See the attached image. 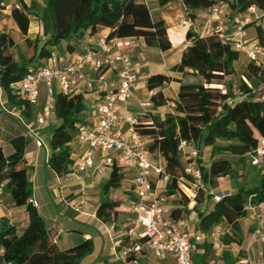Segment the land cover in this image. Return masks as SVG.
I'll list each match as a JSON object with an SVG mask.
<instances>
[{"label": "trees", "instance_id": "obj_1", "mask_svg": "<svg viewBox=\"0 0 264 264\" xmlns=\"http://www.w3.org/2000/svg\"><path fill=\"white\" fill-rule=\"evenodd\" d=\"M163 8L174 0H155ZM189 19L196 18L198 11H207L217 0H181ZM228 1V0H223ZM31 5L18 1V8L11 9V18L19 33L27 36L31 17L40 21L45 43L35 46L34 55L25 60L19 51L20 63L11 52L16 44L8 33H0V99L5 97L9 105L25 107V114L31 111V104L19 98L12 85L24 79L29 65H43L54 58L53 48L67 44V51L73 52L70 42L94 33L98 27L110 29L109 40L142 39L147 47L168 52L172 45L167 27L160 14L152 13L147 0H36ZM231 10L236 15L246 14L251 7L264 11V0H232ZM254 26L256 38L264 47V30L257 22ZM186 39L191 41L182 52L180 63L171 68L168 76L162 73L147 78L146 88L153 92L152 107L139 115L138 133L147 138L149 152L164 161L165 172L170 176L165 196L176 195L178 181L189 176L181 162L180 152L185 148L198 150L199 168L203 184L218 179L236 178L229 196L216 202L213 197L198 190L194 209L198 213L197 230L209 234L216 228L224 231L221 242L225 245H242L243 233L240 220L245 218L249 208L264 205V162L260 179L250 186L238 181L233 159L250 162L252 154L264 137V61H248L241 76L238 90L234 89L236 64L243 59V53L235 50L232 42L221 39L217 34L201 36L189 30ZM26 43L31 41L26 38ZM195 81L190 82L189 79ZM179 88L175 99L166 98L163 88L172 83ZM224 89V90H223ZM261 91V97L256 94ZM54 116L60 124L54 128L48 144L51 156L49 168L57 176L73 171L74 160L70 144L76 139L77 124L84 122L87 105L81 95L54 93ZM169 102L174 104L171 112L164 116L157 111ZM1 113V110H0ZM186 146L181 149L182 143ZM28 140L20 135L5 145L0 142V181L6 183V192L13 204L24 208L29 223L23 231L3 217L0 219V246L5 253L0 264H80L93 251L90 240L83 241L67 250H59L52 241L47 226L34 204L31 171L25 165ZM209 151L211 163L208 169L202 162L203 152ZM124 169L116 164L110 176L102 185L104 197L97 217L104 223L112 222L119 202L110 200V192L122 187ZM203 206L201 209L200 207ZM189 213L188 201L171 209V217L181 219ZM225 225V227H223ZM146 239H140L144 244ZM207 252L210 248H206ZM228 262H230L228 260ZM234 264L235 262H230Z\"/></svg>", "mask_w": 264, "mask_h": 264}, {"label": "crops", "instance_id": "obj_2", "mask_svg": "<svg viewBox=\"0 0 264 264\" xmlns=\"http://www.w3.org/2000/svg\"><path fill=\"white\" fill-rule=\"evenodd\" d=\"M19 1V0H17ZM25 1V0H24ZM26 2V1H25ZM27 3V2H26ZM150 6H156L157 14H160L164 19L167 27L168 37L172 48L168 52L158 53L156 61H145L134 59L136 68L140 71V83L135 87L131 100L128 103L131 111L137 115L144 113L146 110L141 108V104L150 99L153 92H149L146 88L147 78L152 74L162 73L168 76H176L171 73V68L180 63L183 50L191 44V41L186 39L187 32L191 29L198 34H202V30L206 27L208 21V10L198 11L196 18L188 21H181L180 14L175 9V4L182 6L181 0H174L167 6L158 7L155 0H147ZM28 4V3H27ZM9 15L11 18V9L0 8V15ZM155 14V13H154ZM242 15H236L230 20V17L218 16L213 19L215 27L222 28V34L225 37H233L236 22ZM250 17L251 20L257 22L264 30V11L256 9L254 13L247 12L244 14ZM12 20V18H11ZM13 21V20H12ZM181 22L183 24H181ZM31 25V24H30ZM2 28V27H0ZM2 31V30H0ZM4 33V31H2ZM247 32L251 41V46L258 45L259 40L256 38L255 27L247 28ZM110 29L98 27L94 33H88L82 39L72 40L70 44L74 45L73 52L67 51V44L53 48L54 58L57 61L59 68H64L69 65L77 56L86 52L97 50V39L101 35H109ZM125 43L121 48H113V53L127 54L131 50H156L152 47H147L142 39L131 38L123 40ZM176 41V42H175ZM178 51V55L177 52ZM173 54V56H172ZM172 57H169V56ZM174 55L176 58H173ZM247 56L244 54L243 59ZM264 61V56L260 57ZM121 63H117L114 67L105 68L100 75L92 72L89 66L82 68L86 75L87 82H79L72 87V95H81L87 105V110L84 113V123L92 124L95 119L93 112V104L102 96V84L99 78L102 77L110 86L117 87L119 83V72ZM145 70L152 73L145 75ZM144 75V76H143ZM91 85L88 86V83ZM179 84L172 82L163 88V93L170 100L175 99L178 92ZM171 89V91H169ZM47 100H44L41 105L39 101L36 105L31 106V111L28 115L25 114V107L16 108L9 105L7 99H0V142L5 145L7 141L16 137L24 136L28 140V146L25 154V165L31 171V181L33 195L31 202L36 206L38 212L42 216L52 241L59 250H67L79 245L83 241L90 240L93 245L91 254L84 257L80 264H124L123 251L130 244L140 241L141 234L144 228L137 225L135 216L131 212L130 201L133 197L132 176L133 171L129 168H124L125 179L120 189L110 192V200L119 202V207L116 208L117 216L112 222L104 223L97 217V212L102 206L103 195L102 185L107 182L108 178L103 180L99 177L97 169H88L84 172L72 171L65 176H57L48 166V160L51 156L48 144L52 138L53 130L60 124V121L54 116L48 123L40 128L35 135H28L29 129L37 127V119L46 105ZM171 102L160 108L157 112L162 116L164 113L171 112ZM40 142L41 145H38ZM148 142H150L148 140ZM73 154L74 163L83 158L88 150L86 145L79 143L75 139L70 144ZM206 151V150H205ZM155 158L161 159L159 156ZM96 165L99 163V157H96ZM110 176L111 169H106ZM130 181V187H127V182ZM129 185V184H128ZM158 192H161V186ZM233 190L231 187H224L223 190ZM120 198L117 197V192H120ZM124 197V198H123ZM121 201H125L122 203ZM127 206V207H126ZM18 213L13 214L19 221H15L14 217H6L11 224L16 226L18 231H23L28 223L29 218L24 208H21ZM128 211V213H127ZM253 211L264 214V205L248 209L247 216L240 220V225L243 233V243L225 245L220 242L221 237H208L204 242L195 244L192 251L193 264H231L237 262L246 255L252 256L256 264H264V244L253 243L252 232L255 223L252 219ZM24 212V215H23ZM0 214L2 211L0 210ZM18 215V216H17ZM130 216V218L128 217ZM3 216L0 217V219ZM131 219V222L127 220ZM19 222V223H17ZM197 230L195 226H192ZM206 248H210L207 252ZM150 254L144 250L141 261L151 260ZM228 260L230 262H228ZM173 258L167 257L165 263H172Z\"/></svg>", "mask_w": 264, "mask_h": 264}, {"label": "built area", "instance_id": "obj_3", "mask_svg": "<svg viewBox=\"0 0 264 264\" xmlns=\"http://www.w3.org/2000/svg\"><path fill=\"white\" fill-rule=\"evenodd\" d=\"M230 1L232 0H217L208 9L207 25L202 30L201 36L217 34L221 39L230 40L235 50L245 54L250 61L259 63L260 57L264 56V49L258 45L251 46L247 32V26L253 22L250 17H245L244 14L241 16L236 22L232 38L225 37L222 34V28L213 25L214 18L230 11ZM8 7L18 8V1L0 0V8ZM256 9L251 7L247 12L254 13ZM96 44L97 50L77 56L64 68L57 66L55 58L43 65H29L24 79L12 85L15 94L31 105H36L39 101L41 83L45 82L47 87V103L37 119V127L29 129L28 135H35L54 117L55 91L70 95L73 86L79 82H87L82 68L89 66L94 74L100 75L105 68L114 67L118 62L121 63L117 87H112L102 77L99 78L102 84V96L93 104L95 119L92 124L87 125L84 122L77 124L76 139L80 144L86 145L88 150L83 158L74 163L72 169L77 172L97 169L99 177L103 180L109 178L106 169L112 170L115 164L133 171V197L130 201V208L135 216L136 224L144 228L140 239H146V241L144 244H130L124 249L122 254L124 264H193L194 245L204 242L210 236L222 237L224 231L216 228L211 233L205 234L194 230L192 226L196 227L198 221V213L195 211L179 220L171 217V210L166 202L168 199L175 198L176 195L163 197L158 192L159 186L164 188L170 176L165 172L164 161L160 162V159H156L149 152L148 139L137 131L139 115L133 113L128 106L135 87L141 81L140 71L136 68L131 56L113 53L112 50L128 43H125L123 39L109 40L108 35H101ZM90 85L91 82L88 83V86ZM151 107L150 99L141 104L143 109ZM171 107L173 108L174 104ZM38 145H41L40 142ZM185 146L186 143L183 142L181 149ZM97 156L99 157L98 165L95 163ZM249 156L252 166H258L260 161L264 160V137L261 138L257 149ZM198 157V150H193L191 152L193 160L185 168V173L190 179L183 177L178 181L181 192L194 203L197 192L196 195L189 196L182 188L186 183L189 186L190 184L199 185V190H204ZM5 192L6 183L0 181V204ZM205 193L218 202L229 196L231 191L205 190ZM177 195L181 196L180 191ZM252 219L255 223L252 232L253 243H264V214L253 211ZM144 250L150 254L151 260L141 261ZM4 253L5 249L0 246V257ZM167 257L173 258V262L165 263ZM234 264H256V262L248 254Z\"/></svg>", "mask_w": 264, "mask_h": 264}, {"label": "rangeland", "instance_id": "obj_4", "mask_svg": "<svg viewBox=\"0 0 264 264\" xmlns=\"http://www.w3.org/2000/svg\"><path fill=\"white\" fill-rule=\"evenodd\" d=\"M25 1L29 5H31V3H32L31 2L32 0H25ZM36 1L41 3L40 0H36ZM16 2H17V0H16ZM174 6H175V9L180 14L181 21L182 22L188 21L189 20V14H188L187 10H185L182 6H179L178 4H175ZM150 9H151L152 13H156V11H153V10L157 9V7L156 6H150ZM221 16L222 17H230V20H231L234 18V16H236V14L230 8V11L228 13L221 15ZM182 22H181V24H183ZM0 27H2V28H0V30L4 31L5 33H8L13 38L16 46L11 48V52L15 56L18 63L21 62L20 58H19V51L22 52L24 59L27 61L34 55L35 46H37L38 48H41V46L45 43V40L47 39L43 35L42 25H41L40 21L35 19L34 15H32V17H31V25H30L29 33L27 36H23L21 33H19L18 29L16 28L14 22L11 20L9 15H4V14L0 15ZM2 31H0V33H2ZM26 38H28L31 41L30 45L26 43V41H25ZM155 49L156 50H131L130 52H127V55L131 56L132 60H134V59L143 60L142 56H141V55H143V57L145 58V61H156L158 56H159L158 53L160 50H158L157 48H155ZM175 52H177V55H178V51H175ZM172 56H173V54H172ZM172 56L170 55L169 57H172ZM176 56L174 55L173 58H176ZM248 61H249V59L246 57L245 59H242L241 62L236 64V74L237 75H236V79L234 80V84H233L234 89L236 91L238 90V88L240 86V82H241L240 78L245 71V66H246ZM144 72H145L146 76L149 73H152L148 70H145ZM189 81L193 82V81H195V79L190 78ZM39 90H40L39 105H41L44 100L48 99V92H47V87L45 85V82L41 83ZM169 91H171V89H169ZM256 96L261 97V91H258ZM201 157H202L203 165L205 166L206 169H208L210 166V163H211L209 151L203 152ZM157 158L158 157H156V159ZM198 158H200V155ZM180 159H181V162L183 163V165L185 167H187L189 165V163H191L193 160L191 158V151L187 148L182 150L180 152ZM159 161L162 162L161 159ZM263 162H264V160H263ZM233 164H234L235 170L237 172L238 181L241 183H244L246 186H250V185L254 184L256 181H258L260 179L262 172H263V167H261V168L260 167H254L248 163V160H247V162H246V160L244 162H240V161H238V158H234ZM235 179L230 178V177L224 178V179H218L211 184H207V185L204 184L203 188L206 191L212 190L214 192L220 191L224 187H231L232 188L233 185L235 184ZM169 182H170V180L167 182V184H165L164 188H161L162 190H161L160 194L163 197L165 196L164 195L165 190H166V187H167ZM127 183L129 184V185L126 184L127 187H130L131 186L130 181H128ZM178 186H179V184H178ZM199 188H200L199 185L194 186V184H190V186H189L185 183V186L182 189L189 196H192V194L196 195V192L198 193ZM201 190H203V189H201ZM179 191L181 193V196L176 194L175 198L173 197L172 199H168L166 202V205H168L170 207V210L173 207H180L181 205L187 203V201H188L189 213L192 211H195L197 213V211L194 209V207L196 205V201L194 203L191 200H189L187 198V196H185V194H183V192H181L180 187H179ZM117 194L118 195L116 198H120L121 197L120 196L121 191L117 192ZM121 202L124 203L125 201H121ZM203 206L204 205H202L200 208L202 209ZM0 210L2 211V214H0V217L1 216H3V217L6 216L9 218L14 217L13 219H15V221H19V220H17V218H15V216H13V214L16 215V213H18V211L22 210V209L16 207L13 204L12 200L10 199V195L7 192H5V194L2 196V203L0 204ZM127 213H128V211H127ZM23 215H24V212H23ZM184 216L187 217V215H184ZM128 217L130 218V216H128ZM127 222H131V219L127 220ZM17 223H19V222H17ZM223 227H225V225H223ZM220 242H221V240H220Z\"/></svg>", "mask_w": 264, "mask_h": 264}, {"label": "water", "instance_id": "obj_5", "mask_svg": "<svg viewBox=\"0 0 264 264\" xmlns=\"http://www.w3.org/2000/svg\"><path fill=\"white\" fill-rule=\"evenodd\" d=\"M31 204H33V203L31 202Z\"/></svg>", "mask_w": 264, "mask_h": 264}]
</instances>
